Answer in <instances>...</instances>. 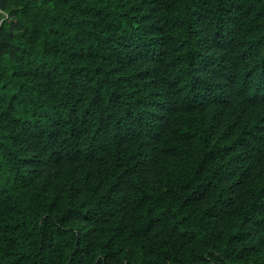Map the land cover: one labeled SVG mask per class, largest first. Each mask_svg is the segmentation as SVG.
Here are the masks:
<instances>
[{
    "label": "trees",
    "instance_id": "trees-1",
    "mask_svg": "<svg viewBox=\"0 0 264 264\" xmlns=\"http://www.w3.org/2000/svg\"><path fill=\"white\" fill-rule=\"evenodd\" d=\"M0 14V264H264V0Z\"/></svg>",
    "mask_w": 264,
    "mask_h": 264
},
{
    "label": "clouds",
    "instance_id": "clouds-1",
    "mask_svg": "<svg viewBox=\"0 0 264 264\" xmlns=\"http://www.w3.org/2000/svg\"><path fill=\"white\" fill-rule=\"evenodd\" d=\"M1 16H2V14H0V19H1Z\"/></svg>",
    "mask_w": 264,
    "mask_h": 264
}]
</instances>
